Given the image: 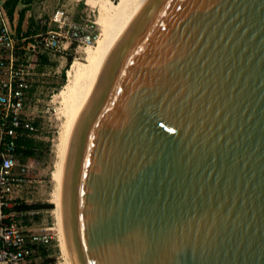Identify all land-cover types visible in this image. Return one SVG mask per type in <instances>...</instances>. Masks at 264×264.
Here are the masks:
<instances>
[{"label":"water","instance_id":"95a60500","mask_svg":"<svg viewBox=\"0 0 264 264\" xmlns=\"http://www.w3.org/2000/svg\"><path fill=\"white\" fill-rule=\"evenodd\" d=\"M74 155L80 264H264V0H150Z\"/></svg>","mask_w":264,"mask_h":264},{"label":"built area","instance_id":"2783aa9c","mask_svg":"<svg viewBox=\"0 0 264 264\" xmlns=\"http://www.w3.org/2000/svg\"><path fill=\"white\" fill-rule=\"evenodd\" d=\"M36 22L40 28L33 34L16 32L0 0V264H57L48 258L57 240L49 209L20 207L38 181L22 157L24 140L34 139L38 131V110L31 103L33 95L39 100L36 90L31 93L40 80L36 58L69 56L94 44L99 34L95 19H74L63 4L49 17L38 13Z\"/></svg>","mask_w":264,"mask_h":264},{"label":"bare ground","instance_id":"6f19581e","mask_svg":"<svg viewBox=\"0 0 264 264\" xmlns=\"http://www.w3.org/2000/svg\"><path fill=\"white\" fill-rule=\"evenodd\" d=\"M149 1L94 0L99 27L97 39L94 44L84 47L83 59L75 57L67 65L65 82L54 95L60 125L53 144L49 201L53 204L51 212L63 258L57 264H80L68 225L67 187L74 154L101 84L121 44Z\"/></svg>","mask_w":264,"mask_h":264},{"label":"rangeland","instance_id":"374dc122","mask_svg":"<svg viewBox=\"0 0 264 264\" xmlns=\"http://www.w3.org/2000/svg\"><path fill=\"white\" fill-rule=\"evenodd\" d=\"M93 2L94 0H45V3L49 5L48 9L50 11L55 6L63 4L67 8L70 17L74 19L86 16L93 19L97 18V9L93 5ZM83 49L84 47L74 49L70 54L72 60L78 56H80L78 58L83 59ZM51 58L47 62H39L40 64L37 66L39 72L48 73L39 75L40 80L38 81L39 85L36 90V96L39 97V100L35 101L34 95L31 100L32 105L33 103L36 104L38 110L37 112L35 111V123L38 126V131L34 138L35 143H37V154L26 161L31 165L32 176L38 181L34 183L33 187L28 189L29 192L24 194L28 198L27 204L50 202L49 197L52 188L50 170L53 163V144L60 125V119L57 118L55 113L56 103H54V95L65 82L63 72H66L67 65H69L68 56H55ZM47 217L49 221H52L50 225H54L55 220L51 209H49ZM48 258L49 260L50 258L52 259L50 260L52 263H61L63 261L58 247V240H56V244L51 249Z\"/></svg>","mask_w":264,"mask_h":264},{"label":"crops","instance_id":"0c3cea01","mask_svg":"<svg viewBox=\"0 0 264 264\" xmlns=\"http://www.w3.org/2000/svg\"><path fill=\"white\" fill-rule=\"evenodd\" d=\"M8 0H4V6L6 10V15L8 17V20L10 22V25L12 28L16 30L18 33H24V34H33L37 29L40 28V26L36 22V15L38 13H41L44 17H49L53 10L59 6H55L54 9L51 11L48 9L49 5L45 3V0H17L14 4V7L9 12L10 5L7 4ZM23 10V15L21 16V11ZM51 56L47 54H41L36 58L37 66L40 64L39 62H47L48 60H51ZM46 60V61H45ZM36 66V71L39 75H41V72H39ZM37 75V78L39 77ZM39 82H35L34 86L32 87L31 93L38 89Z\"/></svg>","mask_w":264,"mask_h":264},{"label":"trees","instance_id":"16d2710c","mask_svg":"<svg viewBox=\"0 0 264 264\" xmlns=\"http://www.w3.org/2000/svg\"><path fill=\"white\" fill-rule=\"evenodd\" d=\"M17 0H8L7 4L10 5V9H9V12L11 13L13 7H14V4L16 3ZM23 15V10L21 11V16ZM72 60V56L69 55L68 56V64L71 62ZM63 76H64V79H65V76H66V73L65 71L63 72ZM24 143H25V148L23 149V160H27L33 156H35L37 154V151H36V147H37V143H35V140L33 138H26L24 140ZM20 207L22 208H49V209H52L53 207V204L51 202H38V203H33V204H27V203H21ZM50 260H52L50 258Z\"/></svg>","mask_w":264,"mask_h":264}]
</instances>
